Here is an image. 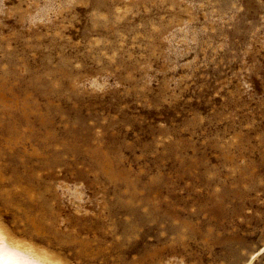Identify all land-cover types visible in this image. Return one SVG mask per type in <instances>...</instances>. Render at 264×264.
Here are the masks:
<instances>
[{
    "label": "rangeland",
    "instance_id": "obj_1",
    "mask_svg": "<svg viewBox=\"0 0 264 264\" xmlns=\"http://www.w3.org/2000/svg\"><path fill=\"white\" fill-rule=\"evenodd\" d=\"M0 224L67 264H264V0H0Z\"/></svg>",
    "mask_w": 264,
    "mask_h": 264
},
{
    "label": "clouds",
    "instance_id": "obj_2",
    "mask_svg": "<svg viewBox=\"0 0 264 264\" xmlns=\"http://www.w3.org/2000/svg\"><path fill=\"white\" fill-rule=\"evenodd\" d=\"M0 264H49V262L38 258L28 245L20 242L11 232L0 229ZM51 264H67V261L53 257Z\"/></svg>",
    "mask_w": 264,
    "mask_h": 264
},
{
    "label": "bare ground",
    "instance_id": "obj_3",
    "mask_svg": "<svg viewBox=\"0 0 264 264\" xmlns=\"http://www.w3.org/2000/svg\"><path fill=\"white\" fill-rule=\"evenodd\" d=\"M0 229L6 230L1 224H0ZM19 241L24 243V244H26V245H28L29 249L31 251H33L38 258H40L42 260H45V261H48L49 264H51V261H52L53 257H56L58 259L60 258L58 255H55L54 253H51V252H49L46 249L38 247L37 245H35L33 243H30V242H27V241H24V240H19ZM255 257H252L247 264H253V261H254Z\"/></svg>",
    "mask_w": 264,
    "mask_h": 264
},
{
    "label": "water",
    "instance_id": "obj_4",
    "mask_svg": "<svg viewBox=\"0 0 264 264\" xmlns=\"http://www.w3.org/2000/svg\"><path fill=\"white\" fill-rule=\"evenodd\" d=\"M261 254V253H260Z\"/></svg>",
    "mask_w": 264,
    "mask_h": 264
}]
</instances>
